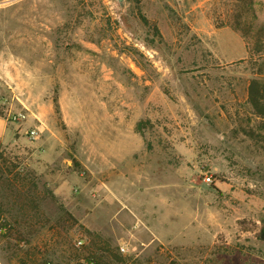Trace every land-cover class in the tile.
Masks as SVG:
<instances>
[{
  "label": "rangeland",
  "instance_id": "1",
  "mask_svg": "<svg viewBox=\"0 0 264 264\" xmlns=\"http://www.w3.org/2000/svg\"><path fill=\"white\" fill-rule=\"evenodd\" d=\"M263 74L264 0H0V264H264Z\"/></svg>",
  "mask_w": 264,
  "mask_h": 264
},
{
  "label": "trees",
  "instance_id": "2",
  "mask_svg": "<svg viewBox=\"0 0 264 264\" xmlns=\"http://www.w3.org/2000/svg\"><path fill=\"white\" fill-rule=\"evenodd\" d=\"M247 100L250 103V105L252 106L254 114L258 118H260L263 122L262 124H264V74L259 75V76L257 75L256 77H254L250 80V82L248 84V88H247ZM47 194L49 195V197L51 199H53L54 201L56 200L53 194H51L50 192H47ZM5 226H4V229H5ZM2 229L3 228H1V226H0V230H2ZM258 237L261 240H264V222L262 224V228L260 230ZM103 258H106L107 262L106 261L104 262L101 260L103 262L101 264H111L108 261L110 259H114L115 261L117 260V257L113 254H110V253ZM86 261H93L95 263V261L92 258H87ZM43 264H50V263L45 262ZM95 264H97V263H95Z\"/></svg>",
  "mask_w": 264,
  "mask_h": 264
},
{
  "label": "crops",
  "instance_id": "3",
  "mask_svg": "<svg viewBox=\"0 0 264 264\" xmlns=\"http://www.w3.org/2000/svg\"><path fill=\"white\" fill-rule=\"evenodd\" d=\"M15 136L16 134L14 135V133L11 131V128H7L6 123L0 119V148L2 145H6V143H9L12 139H15Z\"/></svg>",
  "mask_w": 264,
  "mask_h": 264
},
{
  "label": "built area",
  "instance_id": "4",
  "mask_svg": "<svg viewBox=\"0 0 264 264\" xmlns=\"http://www.w3.org/2000/svg\"><path fill=\"white\" fill-rule=\"evenodd\" d=\"M14 119H20V120H22V119H24L25 118V116L23 115V114H18V115H16V116H14L13 117ZM31 137L33 138V139H35L36 137H37V135H38V132L36 131V130H33V131H31ZM206 180L207 181H209L210 180V178L209 177H207L206 178ZM73 245H74V247H75V249H81L82 247H83V241L81 240V239H77L74 243H73ZM19 264H24V263H19ZM82 264H95L93 261H86V260H83L82 261Z\"/></svg>",
  "mask_w": 264,
  "mask_h": 264
}]
</instances>
